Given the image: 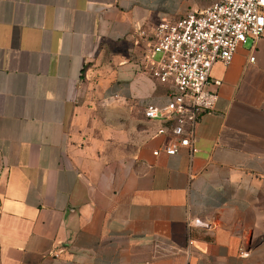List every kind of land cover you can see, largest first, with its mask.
<instances>
[{"label":"crops","instance_id":"obj_1","mask_svg":"<svg viewBox=\"0 0 264 264\" xmlns=\"http://www.w3.org/2000/svg\"><path fill=\"white\" fill-rule=\"evenodd\" d=\"M189 12L0 0V264H264V32L213 65L195 152L154 155L145 59Z\"/></svg>","mask_w":264,"mask_h":264},{"label":"built area","instance_id":"obj_2","mask_svg":"<svg viewBox=\"0 0 264 264\" xmlns=\"http://www.w3.org/2000/svg\"><path fill=\"white\" fill-rule=\"evenodd\" d=\"M263 32L264 0H221L177 21L162 19L157 24L146 71L170 93L164 106L148 105L143 110L147 121L162 124L157 135L165 141L155 156L195 152L197 122L213 111L217 97L206 89L213 65L228 66L240 46L258 40Z\"/></svg>","mask_w":264,"mask_h":264},{"label":"rangeland","instance_id":"obj_3","mask_svg":"<svg viewBox=\"0 0 264 264\" xmlns=\"http://www.w3.org/2000/svg\"><path fill=\"white\" fill-rule=\"evenodd\" d=\"M221 0H186L188 6L194 7V10L197 12L209 8L215 3L220 2Z\"/></svg>","mask_w":264,"mask_h":264}]
</instances>
